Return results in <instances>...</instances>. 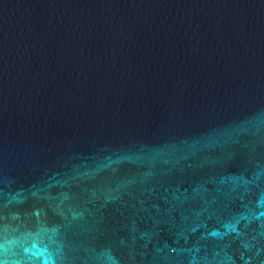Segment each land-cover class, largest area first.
Wrapping results in <instances>:
<instances>
[{
    "label": "water",
    "instance_id": "1",
    "mask_svg": "<svg viewBox=\"0 0 264 264\" xmlns=\"http://www.w3.org/2000/svg\"><path fill=\"white\" fill-rule=\"evenodd\" d=\"M0 264H264V0H0Z\"/></svg>",
    "mask_w": 264,
    "mask_h": 264
}]
</instances>
